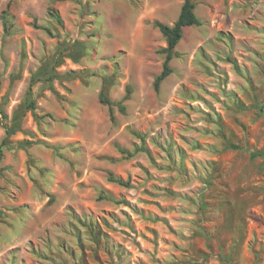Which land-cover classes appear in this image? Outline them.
<instances>
[{
  "label": "rangeland",
  "instance_id": "1",
  "mask_svg": "<svg viewBox=\"0 0 264 264\" xmlns=\"http://www.w3.org/2000/svg\"><path fill=\"white\" fill-rule=\"evenodd\" d=\"M192 2L155 91L182 0H0V264H264V0Z\"/></svg>",
  "mask_w": 264,
  "mask_h": 264
},
{
  "label": "trees",
  "instance_id": "2",
  "mask_svg": "<svg viewBox=\"0 0 264 264\" xmlns=\"http://www.w3.org/2000/svg\"><path fill=\"white\" fill-rule=\"evenodd\" d=\"M194 9H195V5L193 4L192 0H182V6L180 8L179 15L177 17V20L172 26H169L167 24L158 21L154 22V27H156L166 39V47L163 50L166 56L162 66L161 73L156 77L154 81L155 91L159 90L160 83L171 73L170 61L172 59V51L175 49V47L181 40L183 29L199 24L198 19L194 13ZM51 16L56 21H59L60 19L59 14L57 12H53ZM1 20L5 33H9V30H11V28L14 26V22H13L14 17L10 13L9 7H7L5 10L2 11ZM44 69L40 70V72H38L37 75L38 76L42 75L44 73ZM103 101L108 106L109 116L111 120H113L114 107L115 106L118 107L119 110H121L122 107L118 106V104L112 103L110 100L107 99ZM28 105L30 109H34V102H29ZM111 181L116 182L120 185H124L123 181L119 178L115 179L111 177Z\"/></svg>",
  "mask_w": 264,
  "mask_h": 264
}]
</instances>
